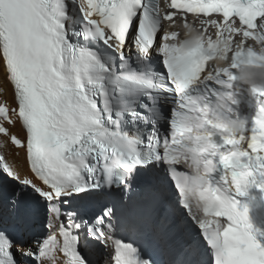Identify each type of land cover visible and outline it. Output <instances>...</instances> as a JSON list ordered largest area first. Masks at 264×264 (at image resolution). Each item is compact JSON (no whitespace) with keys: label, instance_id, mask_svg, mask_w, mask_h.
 Instances as JSON below:
<instances>
[{"label":"snow or ice","instance_id":"1","mask_svg":"<svg viewBox=\"0 0 264 264\" xmlns=\"http://www.w3.org/2000/svg\"><path fill=\"white\" fill-rule=\"evenodd\" d=\"M73 3L78 4L85 21L82 35L85 38L99 39L108 46L115 41L118 47L117 53L121 55V59L124 58L125 45L129 42L130 29L136 33V38L130 42L140 58H145L153 46H156L157 53L163 58L168 80L176 95V108L170 120V137L175 136L179 127L190 119L187 116L189 110L209 111L207 105L197 109L196 99L189 95L195 80L186 78V63L179 57L170 56L164 44L163 33L157 39L156 34L161 26L156 0L153 3H148L147 0H79L78 3L77 0H73ZM167 3L169 7L163 12L165 19H174L177 12L186 11L183 8L171 7L172 0H167ZM195 6H210L209 0H195ZM199 15L203 16L204 13L201 12ZM210 15L215 18L217 14ZM64 17L63 0H46V2L0 0V50L3 51L10 78L16 84L18 102L25 106L23 123L30 136V152H32V143L35 145V160L32 161L30 158V167L42 182L54 189L52 194L56 199L69 190L71 193H81L89 187L98 188L101 184L110 186L112 183L110 162L119 164L129 174L136 166L143 167L144 164L140 158L142 142L136 138H129L119 130H109L105 125L92 90H97L95 94L102 98L104 111L107 112L108 99L105 83L102 76L98 79L94 78V73H107L108 69L91 52L83 49L78 51L68 44L62 23ZM254 24L256 29H260L264 25V17H257ZM260 39L264 42V31L260 32ZM65 44L70 54V62L67 64ZM207 70L205 65V71ZM228 76H231L234 82L233 70H227L225 78ZM199 78L196 77V79ZM126 79L146 88L152 87L148 81L135 80L131 77ZM206 79L218 80L219 78L209 76ZM213 95L217 94L213 92ZM21 96L22 99H20ZM233 103H235L234 100ZM119 115L118 112L117 116ZM154 140L157 143L162 142L155 131L149 137L146 146L151 154H153ZM130 157H136L135 161ZM162 157V150L157 148L154 158L163 161ZM89 159L92 161L91 164L88 162ZM73 161L78 162L79 167L87 171V180L81 177ZM35 164H41L47 175L35 171ZM133 164L135 167L131 166ZM97 174H99L98 178H96ZM101 174L103 180L100 179ZM200 182L201 178L193 181L194 184ZM186 188L188 194H191L192 185H180L182 193ZM207 189V207L211 208L214 204V200L211 199L213 188L207 185ZM216 190L222 201L230 206L233 220H237L239 216L237 205L228 196L227 187L223 191L219 188ZM35 191L40 196L48 198V194L40 192L39 189ZM13 207L15 220L24 221L28 208L23 200L18 199ZM184 207L187 208V205ZM248 207V205L243 206L245 212ZM110 213L111 209H108L104 215L109 216ZM56 218L58 219L57 216ZM244 220L246 222V217ZM49 227H52L51 223ZM219 231L220 229L213 231L210 236H205L203 233V236L214 251L215 264H226L221 254L223 238L217 239ZM95 232L101 239H105L102 229L97 228ZM57 233L61 234L59 239H57ZM57 233L53 234L52 239L57 240L59 254L67 260V264H85L75 247L72 248L71 254L64 250V243L68 241L71 246L73 241L71 232L59 225ZM256 235L264 240V233ZM258 250L264 251V243L258 245ZM41 251L40 249L39 256ZM111 254V264H150L147 260L141 262L137 256V250L131 245L120 242L112 244ZM8 255L3 243L0 242V256ZM188 255L190 253H184V259L178 260V264H189ZM233 264H244V262L236 259Z\"/></svg>","mask_w":264,"mask_h":264},{"label":"bare ground","instance_id":"2","mask_svg":"<svg viewBox=\"0 0 264 264\" xmlns=\"http://www.w3.org/2000/svg\"><path fill=\"white\" fill-rule=\"evenodd\" d=\"M13 93V88L7 74L5 59L2 51L0 50V101L12 102L14 97ZM12 120L14 125H6L9 132L24 136L16 118H13ZM0 145L4 155L6 156L7 162L11 165L14 171V174L21 179H32V175L27 165L26 150L14 147L9 142V138L5 136L0 137ZM106 263L107 262H105V264ZM54 264H64L59 255L55 257Z\"/></svg>","mask_w":264,"mask_h":264},{"label":"clouds","instance_id":"3","mask_svg":"<svg viewBox=\"0 0 264 264\" xmlns=\"http://www.w3.org/2000/svg\"><path fill=\"white\" fill-rule=\"evenodd\" d=\"M189 44L191 43V41L188 42ZM219 62V61H218ZM210 163V162H209ZM205 184L207 183L206 181L204 182ZM208 193V189H205V193H201V196L206 200L207 196L206 194ZM211 199H215L217 201H222V198L220 196L217 195V190L216 189H212L211 191Z\"/></svg>","mask_w":264,"mask_h":264},{"label":"rangeland","instance_id":"4","mask_svg":"<svg viewBox=\"0 0 264 264\" xmlns=\"http://www.w3.org/2000/svg\"><path fill=\"white\" fill-rule=\"evenodd\" d=\"M21 135V134H20ZM105 264V263H104Z\"/></svg>","mask_w":264,"mask_h":264}]
</instances>
